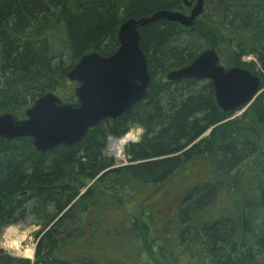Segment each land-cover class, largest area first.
<instances>
[{
	"label": "trees",
	"instance_id": "obj_1",
	"mask_svg": "<svg viewBox=\"0 0 264 264\" xmlns=\"http://www.w3.org/2000/svg\"><path fill=\"white\" fill-rule=\"evenodd\" d=\"M205 1L192 28L158 20L140 31L150 83L120 118L42 153L30 138H0V233L28 220L39 227L33 261L0 252V264H111L128 253L144 255L139 264H264V90L235 116L217 106L209 81L165 79L214 49L264 89V0ZM117 3L0 0V114L20 118L49 92L72 102L65 75L83 55L113 54L123 19L179 0H130L122 16ZM132 125L143 133L126 149L131 165L113 168L107 139ZM154 201L167 205L161 222Z\"/></svg>",
	"mask_w": 264,
	"mask_h": 264
},
{
	"label": "water",
	"instance_id": "obj_2",
	"mask_svg": "<svg viewBox=\"0 0 264 264\" xmlns=\"http://www.w3.org/2000/svg\"><path fill=\"white\" fill-rule=\"evenodd\" d=\"M203 6L204 1L197 0L189 16L162 9L146 17L125 20L117 32L118 47L113 54H85L67 72L66 77L77 83L74 95L78 105L62 104L55 95L45 94L25 110L24 119L18 120L9 113L0 114V138H30L35 150L42 153L60 145L78 143L89 129L104 119L121 117L134 103L146 97L150 82L140 47V29L163 19L185 27L193 26L196 17L203 13ZM219 62L213 49L205 50L189 65L169 71L166 78L169 81L209 80L216 103L223 112L245 109L259 94V77L238 67L225 69ZM136 129L135 126L134 132Z\"/></svg>",
	"mask_w": 264,
	"mask_h": 264
},
{
	"label": "rangeland",
	"instance_id": "obj_3",
	"mask_svg": "<svg viewBox=\"0 0 264 264\" xmlns=\"http://www.w3.org/2000/svg\"><path fill=\"white\" fill-rule=\"evenodd\" d=\"M184 13V12H183ZM188 15V14H187ZM243 61L244 62H256L255 58L252 57L251 55L245 56L243 57ZM258 65L255 66V68ZM258 70V69H256ZM67 83V82H65ZM67 85L70 87H73V84H68ZM70 95V94H69ZM67 98H72V94L70 96L65 95ZM241 112L243 111H238L236 115L241 114ZM130 129V128H129ZM143 133V130L141 128L140 133L138 134L136 140L134 141H138L139 136ZM110 139V138H109ZM132 143H136V142H132ZM128 146V145H127ZM127 146L125 148H127ZM104 154L106 157H110V155L108 154V152L105 150ZM128 157L124 156L122 158L119 159H115L117 162H123V166H127V165H131V163L128 161L127 159ZM190 184H186L181 186L180 191H175V188L177 189L179 187V185H176L178 187L174 186V194L169 195V199L167 197L166 199V203L167 205L171 202V201H177L178 199L181 198V195L184 194V192L186 191V189L189 187ZM168 186V187H167ZM172 187V185H168V184H164V188H169ZM162 201H164V199H161ZM151 201V198H150ZM146 203V202H145ZM148 203H146L147 205ZM167 205H163L161 202H153V206H151V208H149L150 210V215H152L153 217H161L164 216L167 210ZM163 219V217L159 218V222H161ZM116 219H112V222L110 223H115ZM111 225V224H110ZM12 229L15 231V234H9L8 232L9 230ZM39 231V227L37 225H35L32 221L28 220L27 222L21 224H15V225H11L6 227L1 233H0V250L10 256L13 257H18V258H25V259H29L27 257H24L23 255L19 254L17 250L24 252L25 249H27L30 246H34V251H35V244H36V240H37V232ZM108 234H110V232H108ZM109 239L111 241H114L113 237H109ZM12 242H17L18 243V248L19 249H14L13 245L11 244ZM137 251V249H136ZM120 252V251H119ZM120 254H116V258H112L111 264H139L140 262H143V259H145V256H134L133 259L131 258V253H128L126 256L127 257H121ZM33 256H34V252H33ZM33 260V257L31 258Z\"/></svg>",
	"mask_w": 264,
	"mask_h": 264
},
{
	"label": "flooded vegetation",
	"instance_id": "obj_4",
	"mask_svg": "<svg viewBox=\"0 0 264 264\" xmlns=\"http://www.w3.org/2000/svg\"><path fill=\"white\" fill-rule=\"evenodd\" d=\"M129 1L130 0H117V4H118V10H119V15L120 16H122L123 14H124V12H125V10L128 8V5H129ZM196 1L197 0H179V3L178 4H176L171 10L172 11H177V12H181V13H183L184 12V14H190V12H191V10L193 9V7H194V5H195V3H196ZM204 1V8L206 7L205 5H206V1L205 0H203ZM162 10V9H161ZM158 11V10H157ZM152 13H154V12H152ZM151 13V14H152ZM150 14V15H151ZM130 18H133V19H138V18H134V17H128V18H126V19H123L122 20V22H120V25L125 21V20H127V19H130ZM119 25V26H120ZM149 26V25H148ZM146 27V26H145ZM143 29V28H142ZM142 29H140V31L142 30ZM65 78H66V75H65ZM66 82L68 83V84H73V87H70L69 88V86L67 85V83H66V89H64V92H67V96H70L71 94H72V102H66V101H63L62 100V102H64L65 104H69V105H71V106H74V105H77L76 103H75V99H74V88H75V83L73 82V81H71V80H69V79H66ZM54 93H56V92H54ZM57 94V93H56ZM70 94V95H69ZM58 95V94H57ZM68 99H71V98H68ZM24 114V113H23ZM14 116V115H13ZM16 119H18V117L17 116H14ZM21 117H23V116H21ZM20 117V118H21ZM19 120V119H18ZM20 138H22V137H20ZM25 138H27V137H25ZM52 150V149H51Z\"/></svg>",
	"mask_w": 264,
	"mask_h": 264
},
{
	"label": "bare ground",
	"instance_id": "obj_5",
	"mask_svg": "<svg viewBox=\"0 0 264 264\" xmlns=\"http://www.w3.org/2000/svg\"><path fill=\"white\" fill-rule=\"evenodd\" d=\"M140 101V100H139ZM139 101H137V102H139ZM136 102V103H137ZM136 103H134L133 105H135ZM132 105V106H133ZM131 106V107H132ZM130 107V108H131ZM129 108V109H130ZM129 109L127 110V111H129ZM235 116H233L232 118H234ZM136 138H137V132H133V131H126L123 135H121L120 136V138H118V140H116V141H113V143L114 144H112L111 145V149H112V151H114L115 152V154H117L118 152H119V148H121L123 145H131L132 144V142H134V140H136ZM192 145V144H191ZM191 145H188L187 147L189 148ZM187 147L185 148V150L182 152V153H178L179 154V156H181V157H183L184 155L183 154H185V152H187ZM0 205H1V200H0ZM9 234H15V231L14 230H12V229H10L9 230V232H8V235ZM36 243H37V240H36ZM12 245H13V248L14 249H19L18 248V243L17 242H12L11 243ZM35 246H36V244H35ZM34 246H30V247H28L27 249H25V251L24 252H21V251H19V250H17L18 251V253L19 254H21V255H23L24 257H27V258H32L33 257V252H34V248H33Z\"/></svg>",
	"mask_w": 264,
	"mask_h": 264
},
{
	"label": "built area",
	"instance_id": "obj_6",
	"mask_svg": "<svg viewBox=\"0 0 264 264\" xmlns=\"http://www.w3.org/2000/svg\"><path fill=\"white\" fill-rule=\"evenodd\" d=\"M120 152H118V156H119Z\"/></svg>",
	"mask_w": 264,
	"mask_h": 264
}]
</instances>
